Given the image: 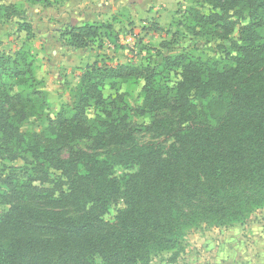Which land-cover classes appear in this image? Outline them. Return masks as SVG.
<instances>
[{
	"label": "trees",
	"instance_id": "trees-1",
	"mask_svg": "<svg viewBox=\"0 0 264 264\" xmlns=\"http://www.w3.org/2000/svg\"><path fill=\"white\" fill-rule=\"evenodd\" d=\"M200 1L210 12L190 18L228 41L227 62H94L40 133L23 130L47 108L34 55L0 53V152L24 161L22 182L0 174V264H151L201 221L231 225L264 206V0ZM110 28L87 22L62 35L86 48ZM128 81L142 82L138 116L166 113L131 124L132 108L103 95ZM140 129L152 138L137 140ZM50 170L65 178L56 188L43 186Z\"/></svg>",
	"mask_w": 264,
	"mask_h": 264
},
{
	"label": "rangeland",
	"instance_id": "rangeland-1",
	"mask_svg": "<svg viewBox=\"0 0 264 264\" xmlns=\"http://www.w3.org/2000/svg\"><path fill=\"white\" fill-rule=\"evenodd\" d=\"M191 10L210 12L200 0H0V53L13 54L29 49L35 57L36 76L47 93V108L23 122V130L40 133L62 108L71 102V90L77 85L86 66L135 65L161 66L163 57L185 53L204 61L227 62L228 41L219 39L211 28L196 27ZM13 12V13H12ZM87 22L111 24L99 39L86 48H72L62 32ZM22 23L30 30L22 29ZM116 36L115 44L106 36ZM230 36H236V32ZM101 44V45H99ZM141 81L120 83L118 89L106 87L107 101L119 96V105L132 108L129 122L148 125L166 112L138 116L134 108L141 105ZM110 96V98H109ZM136 138L146 141L152 132L138 130ZM82 140L80 147L88 148ZM22 158L0 152V174H15L22 182ZM65 178L50 170L45 188H56ZM39 185L38 181L34 182ZM1 186V185H0ZM182 213L188 209L179 204ZM8 205L0 203V214ZM111 209L105 219L112 221ZM151 264H264V206L254 209L241 222L217 224L212 219L186 231L181 245L174 251H162L151 257Z\"/></svg>",
	"mask_w": 264,
	"mask_h": 264
}]
</instances>
